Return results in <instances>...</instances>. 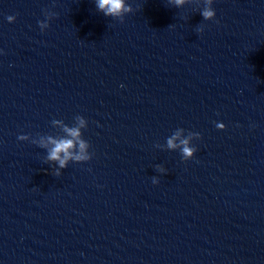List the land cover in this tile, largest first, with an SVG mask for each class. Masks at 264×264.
Masks as SVG:
<instances>
[{
	"label": "clouds",
	"instance_id": "9594fccd",
	"mask_svg": "<svg viewBox=\"0 0 264 264\" xmlns=\"http://www.w3.org/2000/svg\"><path fill=\"white\" fill-rule=\"evenodd\" d=\"M205 7L201 11V16L204 18V20H213L215 18V11L212 8L213 0H204ZM184 3V0H175V4L177 6L182 5ZM97 7L104 12L106 16H120L123 12L132 11L131 7H126L124 0H97ZM7 20L9 22H13L15 20L14 16H8ZM41 22H39V25ZM197 31L202 32L203 27H200L197 29ZM77 119L80 120V125L84 126V118L82 116H77ZM64 131L68 133L69 136L76 138V141H78L80 154L73 155V149L76 146V142L74 139H53L51 136L48 137V143L52 145V147L49 149L47 154V160L48 161H57L59 163L60 168H65L67 166V162L69 159H75L77 161H86L90 160L91 157H89L85 150L88 147V143L85 140L79 139L80 137V131L79 128H68L65 126ZM175 136L168 138L167 140V146L170 149H174L177 147V144L175 141ZM19 140L26 139V136L20 135L18 137ZM182 147V159L184 161H188L194 157L193 153L195 149L188 147V141L182 140L180 141ZM41 147H47L46 144H41ZM163 171V169H161ZM55 175H60L59 171L57 170L55 172ZM153 183L157 184L159 181L155 180L153 178Z\"/></svg>",
	"mask_w": 264,
	"mask_h": 264
}]
</instances>
